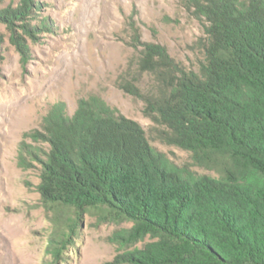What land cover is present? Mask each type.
<instances>
[{
    "label": "trees",
    "instance_id": "obj_1",
    "mask_svg": "<svg viewBox=\"0 0 264 264\" xmlns=\"http://www.w3.org/2000/svg\"><path fill=\"white\" fill-rule=\"evenodd\" d=\"M182 2L205 24L200 70L136 36L139 71L154 76L156 90L124 77L118 87L145 103L161 140L188 152L191 168L173 165L140 123L95 100L71 117L49 116L27 136L49 146L32 161L53 226L50 251L74 246L91 216L96 227L115 226L107 264H264V0ZM39 9L36 0L0 9L24 60Z\"/></svg>",
    "mask_w": 264,
    "mask_h": 264
},
{
    "label": "rangeland",
    "instance_id": "obj_2",
    "mask_svg": "<svg viewBox=\"0 0 264 264\" xmlns=\"http://www.w3.org/2000/svg\"><path fill=\"white\" fill-rule=\"evenodd\" d=\"M36 1L40 9L31 23L38 37L23 36L25 60L11 43V32L0 25V264H107L116 255L107 241L115 226L96 227L91 216L74 246L50 251L53 226L37 189L40 164L32 161L45 159L49 146L27 134L40 130L49 116L71 117L82 100H95L140 123L151 145L173 165L191 168L190 154L165 144L162 128L144 114L145 103L118 82L136 78L144 93L156 90L154 76L139 71L136 36L165 46L185 70L198 72L205 59V24L182 0ZM19 3L0 0V9ZM23 159L29 168L21 167Z\"/></svg>",
    "mask_w": 264,
    "mask_h": 264
}]
</instances>
